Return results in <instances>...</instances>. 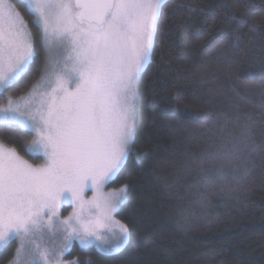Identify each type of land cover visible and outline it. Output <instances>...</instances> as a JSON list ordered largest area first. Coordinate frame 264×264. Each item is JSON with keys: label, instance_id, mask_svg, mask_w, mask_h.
<instances>
[{"label": "trees", "instance_id": "trees-1", "mask_svg": "<svg viewBox=\"0 0 264 264\" xmlns=\"http://www.w3.org/2000/svg\"><path fill=\"white\" fill-rule=\"evenodd\" d=\"M163 10L139 81L131 153L110 186H128L117 219L129 243L114 254L76 247L72 256L79 264H264V0H168ZM46 60L41 52L37 70L8 95H26ZM32 139L0 129L2 143L39 162L23 148ZM224 143L234 157L210 158ZM17 247L0 251V264Z\"/></svg>", "mask_w": 264, "mask_h": 264}, {"label": "snow or ice", "instance_id": "snow-or-ice-1", "mask_svg": "<svg viewBox=\"0 0 264 264\" xmlns=\"http://www.w3.org/2000/svg\"><path fill=\"white\" fill-rule=\"evenodd\" d=\"M167 2L0 0V97L7 101L0 106V129L35 133L24 151L44 158L34 166L0 142V251L20 241L9 264H65L74 239L82 247L98 242L108 254L127 245L129 229L113 213L128 201V186L104 188L131 153L138 82L151 62ZM41 52L48 59L40 78L26 95H8L37 70ZM234 155L224 143L210 158ZM212 184L209 180L206 188ZM86 189L94 193L90 200L84 199ZM66 200L76 208L61 220L59 207ZM45 232H63L58 250L44 245Z\"/></svg>", "mask_w": 264, "mask_h": 264}, {"label": "rangeland", "instance_id": "rangeland-1", "mask_svg": "<svg viewBox=\"0 0 264 264\" xmlns=\"http://www.w3.org/2000/svg\"><path fill=\"white\" fill-rule=\"evenodd\" d=\"M18 9V8H17ZM55 56L57 57V58H61L62 59V57H63V52L62 51H60V50H56L55 51ZM47 59H48V56H47ZM47 61V60H46ZM149 64V63H148ZM147 64V65H148ZM147 65H146V67H147ZM145 67V68H146ZM144 71V70H143ZM143 73V72H142ZM140 81V80H139ZM138 86H139V82H138ZM138 100V99H137ZM7 103V101L6 100H4V101H1L0 102V106H2V105H5ZM136 106H137V103H136ZM135 119H136V116H135ZM135 129V128H134ZM33 134V138H34V136H35V133H32ZM33 140V139H32ZM31 140V141H32ZM30 141V142H31ZM1 142V141H0ZM29 142V143H30ZM17 150V149H16ZM18 151V150H17ZM19 152V151H18ZM20 154V153H19ZM21 155V154H20ZM28 155H30L31 157H33V155H31V154H28ZM25 160H27L29 163H31V164H33L34 166H38V165H41V164H43L44 163V158H43V156L41 155L40 156V159H41V161H39V162H37V161H33L32 159H29L28 157H26V156H24V155H21ZM129 157V156H128ZM33 159H35L34 157H33ZM128 160V159H127ZM114 181V180H113ZM113 181H111V182H109L108 184H106V186H105V188H104V191L105 192H109V191H113V190H117V189H119V188H111L110 186H111V183L113 182ZM93 191L92 190H90V189H86L85 190V193H84V199L85 200H90L91 198H92V196H93ZM123 206V205H122ZM121 206V207H122ZM120 207V208H121ZM74 208H76V205H73V204H70L67 200L66 201H64L61 205H60V207H59V213H60V216H59V218L61 219V220H63V219H65V218H67L68 216H70L71 214H72V212L74 211ZM119 208V209H120ZM119 209L117 210V212L116 213H113V217H114V219L116 220V221H119L118 219H117V213H118V211H119ZM87 206H85V212H87ZM45 219H47V217H45ZM120 223H122L121 221H119ZM122 224H124V223H122ZM125 225V224H124ZM57 227H59L58 225H57ZM63 232H55V233H51V232H45L44 233V235H43V243H44V245L46 246V247H49V248H56L57 250L59 249V247H60V245L62 244V242H63ZM109 240H111V241H114L115 240V237H113V236H109ZM129 240H130V234H129ZM129 240H128V243H129ZM16 242H17V245H18V247H19V244H20V241L17 239V240H15ZM128 243H127V245H128ZM97 244H98V242H94V243H92V244H89L88 246H86V247H82L81 245H80V242H79V240H76V239H74V240H72V242H71V250H70V252H68L65 256H64V261H65V264H67V262H69V261H79V259H78V256L77 255H74V256H72V254H73V252H74V250H75V248L76 247H78L79 249H89V248H92V247H94V248H96L97 250H99L101 253H104V254H108V253H105L104 251H101L99 248H98V246H97ZM126 245V246H127ZM125 246V247H126ZM124 247V248H125ZM123 248V249H124ZM123 249H121L120 251H122ZM119 251V252H120ZM118 253V252H117ZM114 254V253H113ZM9 264V263H8Z\"/></svg>", "mask_w": 264, "mask_h": 264}]
</instances>
